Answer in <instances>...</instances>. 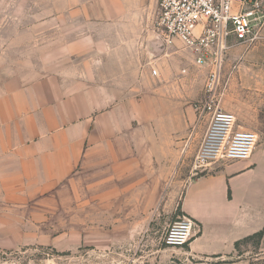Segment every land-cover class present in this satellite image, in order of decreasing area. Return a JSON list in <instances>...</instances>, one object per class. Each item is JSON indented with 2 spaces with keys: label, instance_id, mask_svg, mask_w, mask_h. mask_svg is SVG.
<instances>
[{
  "label": "crops",
  "instance_id": "1",
  "mask_svg": "<svg viewBox=\"0 0 264 264\" xmlns=\"http://www.w3.org/2000/svg\"><path fill=\"white\" fill-rule=\"evenodd\" d=\"M69 22L87 27L86 20ZM156 37L154 32L151 41L140 43L69 34L64 55L51 59L83 60L82 69H29L33 72L22 74L0 69V246L54 244L53 237L74 234L76 204L85 202L77 189L90 181L99 188H115L117 203L155 201L172 173L166 163L171 149L186 145L188 122L196 119L186 103L169 100L161 111L153 110V131L134 129L141 101L123 95L125 88L132 93L140 89L141 65L143 73L150 68L152 77ZM263 56L250 52L243 58ZM248 74L244 92L250 98L263 96L264 68L256 80ZM124 76L130 81L125 83ZM148 103L153 106L152 100ZM258 135L249 160L175 180L169 200L199 227L188 246L189 258H230L237 243L264 233V139ZM203 136L191 139L193 155ZM143 147L149 156L141 163ZM120 188L130 196L119 193Z\"/></svg>",
  "mask_w": 264,
  "mask_h": 264
},
{
  "label": "rangeland",
  "instance_id": "2",
  "mask_svg": "<svg viewBox=\"0 0 264 264\" xmlns=\"http://www.w3.org/2000/svg\"><path fill=\"white\" fill-rule=\"evenodd\" d=\"M156 7V0H0V69L11 74L32 71L29 69L42 73L61 67L82 69L83 60L51 59L64 55L62 49L67 46L69 34L123 37L147 43L154 32L157 36ZM71 19L86 20L87 27L70 26ZM261 45L235 46L228 51L221 106L236 116L240 128L256 132L264 139V94L250 98L243 85L246 73L256 80L258 70L264 68V56L246 61L243 58L250 52H264ZM142 48L144 51L146 44ZM152 60L160 77L152 78L150 68L143 73L141 65L140 89L132 93L125 88L123 95L141 101L138 116L135 113L133 119L134 129L139 128L141 134L154 130L150 128L156 121L153 110L161 111L166 101H182L191 111L194 103L203 98L207 76L206 69L194 66L191 51L179 42L168 50H156ZM140 63L143 64L142 59ZM234 65L237 69L231 73ZM182 70L187 71L185 75ZM123 79L127 83L130 77ZM148 100L153 101L154 107L147 104ZM193 125L194 122H188L187 140ZM205 130L203 124L194 135L201 136ZM190 150H185V146L171 149L172 156L166 163L172 167V173L165 186L157 190L154 202L117 203L115 188L103 189L94 186L96 182H87L77 189L80 201L85 202L76 204L74 234L55 236L54 244L45 242L14 249L0 246V264H264V233L240 242L235 255L223 260L189 258V245L183 249L166 245L168 228L183 218L169 194L180 175H190L194 156ZM148 154L147 147L140 149L141 163ZM222 164L226 163L213 165L211 172ZM119 193L130 196L126 188H120Z\"/></svg>",
  "mask_w": 264,
  "mask_h": 264
},
{
  "label": "built area",
  "instance_id": "3",
  "mask_svg": "<svg viewBox=\"0 0 264 264\" xmlns=\"http://www.w3.org/2000/svg\"><path fill=\"white\" fill-rule=\"evenodd\" d=\"M156 4L158 40L167 48L181 43L191 51L194 66L207 71L204 95L193 105L196 119L185 145L186 150L195 132L205 124L190 175L209 173L218 162L249 160L259 135L240 128L236 116L225 111L221 102L228 51L235 46L250 48L264 43V0H156ZM236 69L234 65L231 73ZM151 75L159 78V69L151 67ZM198 232V225L183 216L168 228L165 243L169 248L183 249Z\"/></svg>",
  "mask_w": 264,
  "mask_h": 264
},
{
  "label": "water",
  "instance_id": "4",
  "mask_svg": "<svg viewBox=\"0 0 264 264\" xmlns=\"http://www.w3.org/2000/svg\"><path fill=\"white\" fill-rule=\"evenodd\" d=\"M164 49H165V45L160 40H157L156 50H159L160 52H162L164 51Z\"/></svg>",
  "mask_w": 264,
  "mask_h": 264
},
{
  "label": "trees",
  "instance_id": "5",
  "mask_svg": "<svg viewBox=\"0 0 264 264\" xmlns=\"http://www.w3.org/2000/svg\"><path fill=\"white\" fill-rule=\"evenodd\" d=\"M262 235H263V232L258 233V234L254 235V236H252V237H248V238L244 239L243 241H248V240H250V239H252V238H255V237H257V236H262ZM238 244H239V243H237L236 246H238Z\"/></svg>",
  "mask_w": 264,
  "mask_h": 264
}]
</instances>
